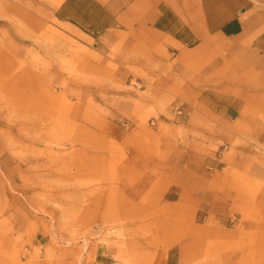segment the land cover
<instances>
[{
	"label": "rangeland",
	"instance_id": "rangeland-1",
	"mask_svg": "<svg viewBox=\"0 0 264 264\" xmlns=\"http://www.w3.org/2000/svg\"><path fill=\"white\" fill-rule=\"evenodd\" d=\"M55 5L0 0V264H264L262 52L147 65Z\"/></svg>",
	"mask_w": 264,
	"mask_h": 264
},
{
	"label": "crops",
	"instance_id": "crops-1",
	"mask_svg": "<svg viewBox=\"0 0 264 264\" xmlns=\"http://www.w3.org/2000/svg\"><path fill=\"white\" fill-rule=\"evenodd\" d=\"M53 17L88 39L124 36L125 50L141 52L147 65L225 40L247 56L251 48L261 51L248 66L264 67V0H56ZM237 113L227 106L220 116L231 121Z\"/></svg>",
	"mask_w": 264,
	"mask_h": 264
}]
</instances>
